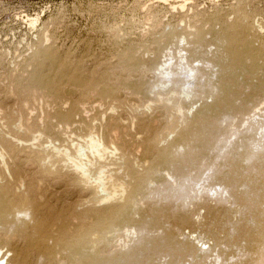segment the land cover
<instances>
[{
    "label": "rangeland",
    "instance_id": "obj_1",
    "mask_svg": "<svg viewBox=\"0 0 264 264\" xmlns=\"http://www.w3.org/2000/svg\"><path fill=\"white\" fill-rule=\"evenodd\" d=\"M257 26L264 29V0H0V129L5 132L4 138L21 140L23 144L34 143L25 134L24 126L28 123L37 128L41 136L39 142H47L44 146L53 142L59 148H68L69 143L65 139L71 137L73 132L71 138L75 139L86 137L87 129L92 132L95 130L93 133L100 136L105 145H113L118 150L117 155L100 164L109 169L108 175L114 183L123 181L132 191L136 190L135 197L139 200L129 207L128 214L134 215L133 221L148 219L152 227L161 231L160 235H156L157 240L164 242L159 255H142L136 261L131 259V263L128 259L124 260L116 242L117 233L125 225L123 216H115L111 210H105L102 204L95 205L97 197L89 188L76 184L63 162L55 164L53 168L57 178L64 183L67 180L65 184L57 181L56 175L46 177L39 165L35 162L34 165L31 158L28 160L24 150H19L17 154H12L14 158L11 154L7 156L8 169L0 171V175L3 174L0 176V212L20 221L19 227L12 231L0 228V264H167L174 259L171 257L167 260L163 254L170 246L182 243L189 244L194 250L201 248L205 252L209 251L210 257L204 260L181 258L174 260L175 264H249L259 259L260 254L256 251L264 233L256 232L255 227L260 222L264 224V216H260L264 212V191L257 193L259 198L255 203L258 209H251L243 207L239 200L225 198L220 187V180L233 172L228 171V166L241 165L243 172L246 167L239 159V155L245 154L244 150L232 154L227 163L224 160L226 155L220 156L225 146L247 147L256 155L254 160L259 155L264 156V106L255 117L249 113L250 110H245L247 106L259 105L262 103L259 101L264 99L261 72V69L264 70V36L258 35L255 30ZM218 36H230L228 43L217 40ZM198 38L200 44H195L198 51H193L188 43ZM242 41H247L248 54ZM250 59L253 61L250 62ZM164 64L168 72L173 74L168 80L156 72ZM188 69L194 72L192 79L188 78ZM206 80L209 89L198 92L196 85L204 84ZM186 82L195 85L192 92L199 101L197 108H201L210 95L222 100L235 94V101L230 102L229 108L213 110L209 118H198L196 111L181 120L179 116L172 115L170 106L179 100ZM164 83L168 88H161ZM8 87L13 90H8ZM31 89L34 90L31 92ZM135 95L140 97H133ZM160 96L168 97L171 104L167 105L163 101L159 103ZM252 97L254 102L250 104L249 99ZM38 99L45 102L40 103ZM130 105L134 106L133 109ZM48 107L51 110L49 112L46 111ZM10 114L15 115V118ZM34 116L39 118L38 123ZM233 117L236 119L232 120ZM95 119L96 123L93 122ZM3 122L6 126H3ZM207 123H216V126ZM242 123H250V127L243 128ZM173 125L176 130L182 127L176 133ZM256 127H262V134L259 131L255 135ZM169 129L175 134L167 139L172 133ZM216 132L218 136H215ZM220 134L227 138L219 137ZM156 137L157 140L168 142L158 147ZM6 139H2L3 143L0 141L4 148L8 146ZM211 140L210 151L205 152ZM168 144L188 148V152L184 149L181 153L193 157L187 162L192 161L194 168L203 159L201 164L204 168L212 163L219 166L215 178L205 184L218 192L216 197L201 192L198 195L191 194L185 200L188 193L180 191L172 199L163 195L150 199L147 197L148 192L165 181L163 173L169 170L166 167L168 160L159 156L162 148ZM197 170L196 176L201 175L202 168ZM256 173L258 169L254 168L248 176L254 178ZM150 178L153 184L148 189ZM228 178L232 180V177ZM239 180L237 185L246 183L245 178ZM85 198L88 202L83 201ZM233 223L237 225V235L231 236ZM207 224L210 229L205 234L200 225ZM23 256L26 259L20 262Z\"/></svg>",
    "mask_w": 264,
    "mask_h": 264
},
{
    "label": "bare ground",
    "instance_id": "obj_2",
    "mask_svg": "<svg viewBox=\"0 0 264 264\" xmlns=\"http://www.w3.org/2000/svg\"><path fill=\"white\" fill-rule=\"evenodd\" d=\"M239 8H241V6L239 5ZM242 9V8H241ZM249 13V11H247ZM246 12V13H247ZM247 13V14H248ZM245 14V13H244ZM205 16V15H204ZM149 17V16H148ZM250 17V15H249ZM231 18V16L229 17ZM228 19V18H227ZM32 20V19H31ZM228 21V20H227ZM262 21V20H260ZM182 22V20H181ZM263 22V21H262ZM34 24V21L32 22ZM259 24V23H257ZM256 24V25H257ZM159 25V24H157ZM156 25V26H157ZM187 25V24H186ZM255 25V26H256ZM188 27V26H187ZM258 28L255 29L256 32L258 33V35H263L264 36V29L263 27L261 26H257ZM147 28V27H146ZM158 28V26H157ZM255 28V27H254ZM150 29V28H149ZM187 29V28H186ZM238 31V30H237ZM254 31V30H253ZM252 33V32H251ZM148 34V33H146ZM256 34V33H255ZM141 35V34H140ZM143 36V35H142ZM182 37V36H181ZM228 38H230V36H228ZM228 38H224V37H219L217 38V40L221 41L222 43H228L227 40ZM264 39V38H263ZM182 40V39H181ZM184 40V39H183ZM203 41V40H202ZM179 42H181L179 40ZM178 42V43H179ZM204 42V41H203ZM264 43V42H263ZM191 47H192V50L193 51H198V48L195 47V44H200V39L198 38L196 41H193V43H188ZM242 44L244 45L245 47V53L248 54L249 50L246 48V45L247 44V41H242ZM264 45V44H263ZM264 47V46H263ZM41 48V47H40ZM165 52V51H164ZM178 52V51H177ZM117 54V53H116ZM178 54V53H176ZM145 55V54H144ZM163 55V54H162ZM184 57V56H183ZM112 59V57H111ZM165 59V58H163ZM169 59V58H168ZM167 59V60H168ZM182 60V59H181ZM184 60V59H183ZM253 60H255V58H253ZM252 59H250V62L253 61ZM179 61V60H178ZM177 61V62H178ZM169 62H170V59H169ZM168 62V63H169ZM181 62V61H179ZM167 63V62H166ZM172 63V61H171ZM183 64V63H182ZM196 64V63H195ZM194 64V66H195ZM169 65V64H168ZM172 65V64H171ZM185 65V64H184ZM167 65H163L161 66L158 70H156L157 74L159 76H161L162 78L168 80L170 76H172L173 74L171 72H168L169 69H166ZM170 66V65H169ZM180 66V65H179ZM189 66V65H188ZM17 67V66H16ZM165 67V68H164ZM111 68V67H110ZM123 68V67H122ZM181 68V66H180ZM179 68V69H180ZM16 69V68H15ZM144 69V68H143ZM157 69V68H156ZM91 70V69H90ZM124 70V69H123ZM122 70V71H123ZM147 70V69H146ZM140 71V70H139ZM186 71V70H185ZM16 72V70H15ZM145 72V70H144ZM155 72V71H154ZM183 72V71H182ZM188 78H191L193 77V70L191 69H188ZM261 72L263 74V79H264V70L261 69ZM147 73V72H146ZM179 73V72H178ZM184 73V72H183ZM14 74V73H13ZM13 74H11L13 76ZM142 74V72H141ZM25 75V74H24ZM22 75V76H24ZM154 75V74H153ZM156 75V74H155ZM11 76V77H12ZM155 77V76H154ZM160 77V78H161ZM187 77V76H186ZM157 78V77H156ZM8 79V78H7ZM129 79V78H128ZM194 81V80H193ZM52 84V82L50 83ZM208 81H204V84H197L196 85V89H198V92L199 91H202L204 89H209V85H208ZM12 87H13V84H11ZM10 85V86H11ZM103 85L99 86V87H102ZM166 83L163 84V86L161 87V85L159 84V87H161L162 89H165L166 88ZM181 86V85H180ZM11 87V88H12ZM18 87V86H17ZM98 87V88H99ZM171 87V86H170ZM182 87V86H181ZM153 88V87H152ZM168 88V86H167ZM174 88V87H173ZM182 92L180 94V97H179V100L177 102H175V104L172 106H170V110H171V113L172 115H176V116H179L182 119L184 118H187L189 117L190 115L193 114V112H196V116L198 118H201V119H206V118H209L210 115L213 113V110H216V109H219V111L221 110H224L225 108H229L230 107V102L233 100V102L235 101V94H230L228 96H226L224 99L222 100H219L218 99H215L213 98L212 95H210L206 101L202 104L201 108H197V104L199 103V101L196 100V95L195 93L193 94L192 91H194V88H195V85H193L191 82H186V84L182 87ZM7 89V88H6ZM153 89H156V88H153ZM152 89V90H153ZM206 89V90H207ZM8 90H13V89H9L8 87ZM34 89H31V92L33 91ZM158 90V89H157ZM16 91V90H15ZM125 91V90H124ZM151 91V90H150ZM155 91V90H154ZM159 91H160V88H159ZM10 92V91H9ZM45 92V91H44ZM40 94V92H38ZM112 93V92H111ZM124 93V92H123ZM126 93V91H125ZM128 93V92H127ZM154 93V92H153ZM173 93V92H172ZM28 94V93H27ZM38 94V95H39ZM93 94V93H92ZM151 94V93H150ZM149 94V95H150ZM170 94V93H169ZM168 94V95H169ZM176 94V93H175ZM9 95V94H8ZM12 95V93H11ZM36 96V94H33V96ZM90 95V94H89ZM94 96H96L95 94H93ZM152 95V94H151ZM150 95V96H151ZM5 96V95H4ZM3 96V97H4ZM16 96V95H15ZM14 96V97H15ZM22 96V95H21ZM33 96L31 97V99L34 101L35 98L33 99ZM34 96V97H35ZM91 96V95H90ZM156 96V95H155ZM166 96V94H165ZM162 97L160 96L159 97V103L160 102H164L165 104L169 105L171 104V101L168 99V97ZM173 96H174V93H173ZM12 97V96H11ZM13 97V100L15 99ZM24 97V96H23ZM133 97H140V96H133ZM178 97V96H176ZM29 98V97H28ZM98 98V97H96ZM170 98L172 99V97L170 96ZM30 99V98H29ZM30 99V100H31ZM137 99V98H135ZM28 100V99H27ZM39 100V99H38ZM76 100V99H75ZM174 100V99H173ZM210 100V103L209 101ZM17 101V100H16ZM15 101V102H16ZM32 101V102H33ZM40 101V100H39ZM43 101V100H41ZM40 101V103H42ZM49 101V100H48ZM107 101V100H106ZM139 101V100H138ZM22 102H25V101H22ZM45 101H43L44 103ZM100 102V101H98ZM249 102L250 104H253L254 102V97H252V99H249ZM259 102H262L260 103L259 105H257L258 103L254 104V105H251V106H247L245 108V110H250L249 113H251L253 115V117H255V115L261 111V107L264 106V99H261ZM35 103V102H34ZM38 103V102H36ZM40 103L38 105H40ZM126 103V102H125ZM157 103V102H156ZM156 103H154L156 105ZM238 103V102H237ZM23 104V103H22ZM47 104V103H46ZM97 104V102H96ZM100 104V103H99ZM113 104V102H112ZM133 103H131L132 105ZM150 104V103H149ZM152 104V103H151ZM150 104V105H151ZM158 104V103H157ZM15 105V104H14ZM33 105V104H32ZM67 105V104H66ZM83 105V104H82ZM94 105V104H93ZM117 105H120L117 103ZM128 105V104H127ZM130 105V108L133 109V107H131ZM136 105V104H135ZM142 105V104H141ZM150 105H147L146 107L147 108H150ZM22 106V105H21ZM24 106V105H23ZM22 106V107H23ZM27 106V104H26ZM41 106V105H40ZM47 106H49L47 104ZM81 106V105H80ZM102 106V105H101ZM114 106H116L114 104ZM121 106V105H120ZM17 106L15 105V108ZM31 107V106H30ZM36 107V106H35ZM39 107V106H38ZM37 107V108H38ZM63 107V106H62ZM83 107V106H81ZM80 107V108H81ZM95 107V106H94ZM107 107V106H106ZM124 107V106H123ZM144 107V106H143ZM168 107V106H167ZM14 108V106H13ZM28 108V107H27ZM44 108H45V105H44ZM43 108V109H44ZM49 108V107H48ZM86 108V107H85ZM93 108V107H91ZM97 108V106L95 107ZM99 108V107H98ZM113 109L112 107H109V109ZM8 109V108H7ZM23 109V108H22ZM35 110V108H32ZM100 109H103L102 107H100ZM108 109L109 113H110V110ZM138 109V108H136ZM29 109H27L28 111ZM38 110V109H37ZM42 110V109H41ZM40 110V112H41ZM51 111L50 108L49 109H46V111ZM84 110V109H83ZM93 110V109H92ZM99 110V109H98ZM128 110V109H127ZM140 110V108H139ZM143 110V108H142ZM152 110V109H151ZM1 111V110H0ZM13 111V110H12ZM16 111V110H15ZM26 111V110H25ZM48 111V112H49ZM138 111V110H137ZM148 112V110H146ZM4 112V110H3ZM3 112L1 114H3ZM14 112V111H13ZM18 112V110H17ZM30 112V111H28ZM36 112V111H35ZM46 112V117H47V113ZM93 112V111H92ZM90 112V113H92ZM103 112V111H102ZM146 112V113H147ZM7 113V112H6ZM85 113V112H84ZM130 113V112H129ZM165 113V112H163ZM14 114V113H12ZM18 114V113H17ZM25 114V113H23ZM28 114V113H27ZM42 114V113H41ZM89 114V113H88ZM123 114L124 116H126V114L124 113L123 111ZM166 114V113H165ZM250 114V116H251ZM264 114V112H263ZM9 115V114H8ZM11 115V114H10ZM21 115V114H20ZM102 115V114H101ZM104 115V114H103ZM113 115V114H112ZM171 114L168 113L167 116H169ZM13 116V115H11ZM15 116V115H14ZM13 116V119L15 118ZM31 116V115H29ZM36 116V115H35ZM34 116V117H35ZM84 116V115H83ZM87 116V115H85ZM175 116V117H176ZM5 117V116H4ZM33 117V116H32ZM40 117V115H39ZM101 117V116H100ZM117 117V116H116ZM120 118V116H118ZM133 117V116H132ZM140 117V116H139ZM149 117V116H148ZM164 117V116H163ZM170 117V116H169ZM6 118V117H5ZM20 117H18V120H19ZM28 118V117H26ZM25 118V119H26ZM36 118V117H35ZM42 118V117H41ZM103 118V116H102ZM172 118V117H171ZM179 118V120H180ZM11 119V117H10ZM39 119V118H36V120ZM43 119V118H42ZM48 118H46L47 120ZM87 119V118H85ZM94 119V118H93ZM127 118H125L126 120ZM129 119V117H128ZM169 119V118H168ZM175 118H173L172 120H174ZM236 119V117H233L232 120ZM9 120V119H8ZM35 120V121H36ZM45 120V121H46ZM101 120V119H100ZM121 120V119H119ZM171 120V119H170ZM180 120V122H182ZM254 120V119H253ZM252 120V121H253ZM2 121V120H1ZM0 121V122H1ZM14 121V120H13ZM22 120L20 119V123L19 125H21V122ZM30 121L32 122V120L30 119ZM40 121V120H39ZM44 121V122H45ZM54 121V120H53ZM87 121V120H86ZM96 119L93 121L94 123ZM103 121V119H102ZM118 121V120H117ZM122 121V120H121ZM155 121V120H154ZM169 121V120H168ZM6 122V121H5ZM8 122V121H7ZM34 122V121H33ZM42 122V121H41ZM111 122V121H110ZM120 122V121H119ZM123 122V121H122ZM126 123V121H124ZM129 122H132L129 121ZM156 122V121H155ZM154 122V124H156ZM164 122V120L162 121ZM172 122V121H170ZM179 122V121H177ZM187 122V120H186ZM245 122V121H244ZM4 123V122H3ZM18 123V122H16ZM15 123V124H16ZM26 123V121H25ZM30 123V122H29ZM37 123H38V120H37ZM104 123V122H103ZM121 123V122H120ZM185 123V122H184ZM12 124V122L10 123V125ZM27 124V125H26ZM24 127L25 129V134L28 135V137L30 136L32 138V141H34V143L32 144H26L24 142L21 143V140H16V139H11V138H7L6 137L4 138V135L5 132H3V130L0 129V141L2 139H6L7 140V144L8 146L6 148H4L1 143H0V171L2 172H5L8 168H7V162H6V159H7V156L11 154V156L13 157L12 154H17V152L19 150H24L28 157V158H31L33 160V164L34 162L39 165L38 167L41 168V171H42V174H44L46 177H52L53 175H56L55 174V171H54V165L55 164H58L60 162H63L64 165H66L68 167V171L70 172L71 174V177L74 178L76 184L81 185V186H84L86 188H89L91 192H93L97 198L96 199V203L97 204H102L104 205L105 207V210H111L113 212V214L116 216V214L118 215H122V219L123 220V228L120 232H118V239L116 240V242L118 243V247H119V252H121L122 254V257L124 260L128 261L130 260V263H131V259L132 261H136V258H138L139 256H142V255H151L153 253H157L158 255L160 254V247L163 245V240H157L156 238V235H160L161 231L160 230H157L156 227H152L149 220L148 219H139L138 218L137 220L133 221V217L131 215L128 214V210H129V207L133 206L135 204L136 201H138L139 199H136L135 195H136V190L132 191L131 188H129V186H127L123 181H118L117 183H114L113 180H112V177L110 175H108L109 172H107V170L109 169H106V167L104 165H101L100 163L103 162L104 160H106L107 158H112L113 156L117 155V148L113 145H105L103 143V141L101 140V138H99L100 136H97L95 135L93 132L95 131H90L89 129L88 132H87V135L86 137H75V139L71 138L74 134H72L71 137L68 136L67 139H65V141L67 140L69 145H68V148H59L58 146H55L54 143H48L47 146H44L46 143L44 144H41L39 141H40V134L38 133V131L36 130L37 128H35L33 125H30L28 123H26ZM44 123H42V126H43ZM99 124V123H98ZM122 124V123H121ZM127 124V123H126ZM125 124V125H126ZM153 124V125H154ZM176 124V123H175ZM178 124V123H177ZM208 124V123H207ZM213 126L215 125L216 126V123H212ZM211 123L208 124V125H212ZM252 124V123H251ZM2 125V124H1ZM0 125V126H1ZM9 125V127H10ZM17 124L16 127L19 126ZM147 125V124H146ZM167 125H170L167 124ZM183 125V124H182ZM3 126H6L5 123L3 124ZM40 126V125H39ZM59 126V125H58ZM80 126V125H78ZM84 126V125H83ZM132 126V124H131ZM130 126V127H131ZM174 126V125H173ZM179 126V124L177 125ZM184 126V125H183ZM250 127V123H242V126L243 128L245 127ZM255 125L251 126V127H254ZM7 127V128H9ZM12 127H15V126H12ZM11 127V129H12ZM23 127V126H22ZM20 127V128H22ZM60 127V126H59ZM66 127V126H65ZM74 127V126H73ZM85 127V126H84ZM100 127V125H99ZM165 127V126H164ZM176 126H174L175 128ZM182 126L178 127L181 128ZM69 128V127H67ZM92 129H94L93 125L91 127ZM116 128V127H115ZM57 129V128H56ZM91 129V130H92ZM114 129V128H113ZM127 129V128H126ZM130 129V128H129ZM177 129V130H178ZM6 130V128H5ZM16 130V128H15ZM19 130V127L18 129ZM41 130V129H40ZM60 130V129H59ZM100 130V129H99ZM116 130V129H114ZM112 131L113 133L117 132V131ZM177 130L175 128V130L173 131H176L177 133ZM8 131V130H7ZM10 131V130H9ZM123 130H121L122 132ZM161 131V129H160ZM166 131V130H165ZM173 131H171L169 129V132H172L170 133L168 136H167V139H169V136L175 134V132L173 133ZM261 132L262 134V127H256V133L255 135H257L258 132ZM19 132V131H18ZM24 132V131H23ZM65 132V131H64ZM111 132H110V135H111ZM126 132V130H125ZM164 132V131H163ZM4 133V134H3ZM10 133V132H9ZM14 133V132H13ZM22 133V132H21ZM103 133V132H102ZM106 133V132H105ZM112 133V134H113ZM118 133V132H117ZM162 133V132H161ZM166 135L168 134V131L165 132ZM194 133V132H193ZM7 134V132H6ZM64 134V133H63ZM70 134V135H71ZM78 134V133H77ZM17 135V134H15ZM42 135V134H41ZM65 135V134H64ZM114 135V134H113ZM112 135V136H113ZM118 136V134H116ZM156 135V134H155ZM158 135V134H157ZM156 135V136H157ZM194 135V134H193ZM233 136L236 135V132L232 134ZM44 136V135H43ZM78 136V135H77ZM107 136H108V133H107ZM120 136V135H119ZM137 136V135H136ZM140 136V135H139ZM161 136V135H160ZM215 136H218L217 135V132L215 134ZM231 136V137H233ZM19 137V136H18ZM103 137V136H102ZM219 137H226L225 135H222L220 134ZM31 138H29L31 140ZM125 138V136H124ZM227 138V137H226ZM44 139H49V138H44ZM109 139V138H108ZM118 139V138H117ZM116 139V140H117ZM127 139V138H126ZM136 139V138H135ZM138 139V138H137ZM26 140V138H25ZM53 140V139H52ZM111 140V139H109ZM114 140V141H116ZM31 141V142H32ZM47 141V140H46ZM50 141V140H49ZM55 141V140H53ZM65 141H63L62 143H65ZM66 141V143H67ZM118 141V140H117ZM120 141V140H119ZM118 141V142H119ZM139 141V140H138ZM142 141V140H140ZM156 141L158 142V147H161V146H165V144L168 142V140H163V139H158L157 140V137H156ZM212 141L211 142L209 141V143L207 144V150L205 152H208L210 151V147H211V144H212ZM30 142V143H31ZM58 143V141H55V143ZM109 142V141H108ZM2 143H3V140H2ZM6 143V142H5ZM29 143V142H27ZM111 143V142H110ZM156 143V142H155ZM112 144V143H111ZM63 145V144H62ZM152 145V144H151ZM133 148H135L133 145H132ZM138 148V147H137ZM247 147H237V145H231L229 144L228 146H225L221 153H220V156H222L223 154L226 155V158H224V160L226 159V162L228 163V161H230V158L232 154H237L238 151H241V150H244V153L242 156L239 155V159L242 160L244 163H245V172H243V167L238 164H235V166H228V171H233L232 173L230 172L226 177L224 176L220 181L222 182V184L220 185V187L223 189L222 192H223V195H225L226 197L225 198H228L230 200H239L242 202L243 204V207H248V208H253V209H258L257 208V204L255 203V201H257V199L259 198L258 194L260 193V191H264V165H263V161H264V156L262 155H259L258 159L254 160L256 158V155L253 154L252 151H249L248 149H246ZM255 148V147H253ZM121 149V148H120ZM132 149V148H131ZM186 150L187 152L189 151L188 148L184 147L183 145H179L178 147L176 146H171V144H168L166 147H163L162 150L160 151V156L159 157H162L165 161L168 160V162L166 163V167L169 168V170L165 171L163 173L164 177H165V181L163 184L161 185H158L157 187H155L152 191L148 192V198L150 199V197H158L159 195H163V197H166V198H171L176 194V192L180 191L181 193H188V195H186V199L190 198L193 194V195H198L200 194L201 192H205L207 194H210L211 196L212 195H217L218 192H214L213 189L211 187H207L205 186V184L208 182L209 179L213 180L215 178V172L218 170L219 166L217 167L215 165V163H212L210 164L208 167L204 168V166L201 164L202 162H204L205 159H203L199 165H197L196 168H194L192 166V158L193 157H189L188 155L187 156H183L182 155V151L183 150ZM124 150V149H123ZM138 150V149H137ZM133 151V150H132ZM137 152V151H136ZM23 155H24V152H22ZM120 153V152H119ZM125 153V152H124ZM135 153V152H134ZM19 154V153H18ZM21 154V153H20ZM19 154V155H20ZM138 154V152H137ZM19 155H16V156H19ZM121 155V154H120ZM21 156V155H20ZM25 156V155H24ZM23 156V157H24ZM130 157V156H129ZM14 158V157H13ZM16 158V157H15ZM18 158V157H17ZM21 158V157H20ZM126 158V157H125ZM191 159L190 161L191 162H187L188 160L187 159ZM9 159V158H8ZM217 159V158H216ZM13 160V159H12ZM29 160V159H28ZM119 160V158H118ZM123 160V158H122ZM125 160L128 161V159L126 158ZM10 162H12L11 160H9ZM19 161V160H18ZM27 161V160H25ZM24 161V162H25ZM113 161V160H112ZM116 161V160H115ZM9 162V163H10ZM145 165V163H143ZM35 165V164H34ZM60 165V164H59ZM63 165V167H64ZM122 165V164H121ZM130 165V164H129ZM136 165V164H135ZM133 165V166H135ZM138 166V165H137ZM143 166V165H142ZM147 166V165H146ZM14 167V166H13ZM23 167V166H22ZM33 167V166H32ZM113 167V166H110V168ZM124 167V166H123ZM141 167V166H140ZM145 167V166H144ZM149 167V165H148ZM12 168V167H11ZM115 168V167H114ZM122 168V167H121ZM134 168V167H133ZM139 168V166L137 167ZM146 168V167H145ZM197 168H202V174L199 175V176H196V172H198ZM226 168V167H224ZM254 168H257L258 169V173H256V176L254 178H251V176H248L249 173L252 172V170H254ZM113 169V168H112ZM120 169V168H119ZM158 169V167H157ZM127 170V168L125 169ZM138 170V169H137ZM140 170V169H139ZM149 170H150V167H149ZM22 171V170H21ZM31 171V170H30ZM40 171V172H41ZM64 171V170H63ZM93 171V172H92ZM119 171V170H118ZM141 171V170H140ZM16 172V171H15ZM34 172V170H33ZM39 172V171H38ZM39 172V173H40ZM120 172V171H119ZM146 172V171H145ZM157 172V171H156ZM32 173V172H31ZM61 173V172H60ZM68 173V172H66ZM116 173V172H115ZM125 173V172H124ZM154 173V172H152ZM195 173V174H193ZM8 174V173H7ZM18 174V173H17ZM42 174H40L42 176ZM3 175V174H1ZM0 175V176H1ZM19 175V174H18ZM24 175V174H23ZM39 175V174H38ZM43 175V176H44ZM11 176V175H9ZM34 176V175H33ZM58 175H56V179L57 181H62L59 177L57 178ZM61 178L63 179L62 175H60ZM121 176V175H120ZM232 177V180L228 177ZM2 177V176H1ZM4 177V176H3ZM18 177V176H17ZM66 176H64L65 178ZM19 178V177H18ZM17 178V179H18ZM48 178V179H49ZM67 178V177H66ZM65 178V179H66ZM126 178V176H125ZM240 178H245L246 180V183L245 184H242L240 183L239 185H237L238 182H240ZM35 179V178H34ZM124 179V177L122 178ZM127 179V178H126ZM1 180V179H0ZM10 181V179H8ZM50 180V179H49ZM125 180V179H124ZM136 180V179H135ZM55 181V179H54ZM138 181V180H137ZM11 183H13L12 181H10ZM18 182V181H17ZM22 182V181H20ZM45 182V181H44ZM50 182V181H48ZM52 182V181H51ZM63 182V181H62ZM67 182V180H65V183ZM131 182V181H130ZM64 183V182H63ZM62 183V184H63ZM64 183V184H65ZM72 183V182H70ZM45 184H47L45 182ZM63 184V185H64ZM69 184V183H68ZM152 184H153V180L150 178L148 179V183H147V187L148 189L152 187ZM9 185V184H8ZM17 185V184H16ZM61 185V184H60ZM72 185V184H70ZM75 185V183H74ZM18 186V185H17ZM27 186V185H26ZM38 186V185H37ZM40 186V185H39ZM112 186V189H110V187ZM31 187V186H30ZM53 187V186H51ZM17 188V187H16ZM38 188V187H37ZM58 188V186H57ZM69 188V187H68ZM14 189V188H13ZM52 189V188H51ZM67 189V188H66ZM70 189V188H69ZM74 189V187H73ZM84 189V188H83ZM146 189V188H145ZM54 190V189H53ZM57 190V189H56ZM65 190V189H64ZM79 190V189H78ZM37 191V190H36ZM48 191V189H47ZM55 191V190H54ZM69 191V190H68ZM71 191V190H70ZM16 192V191H15ZM14 192V193H15ZM59 192V190H58ZM81 192H84V191H81ZM42 193V192H40ZM49 193V192H48ZM76 194V192H73ZM258 193V194H257ZM21 194V193H19ZM60 194V193H59ZM72 193H70L71 195ZM80 194V193H78ZM87 194V192H86ZM255 194H257V197H255ZM16 195V193H15ZM25 196V194H23ZM50 195V193H49ZM57 195V194H55ZM144 195V194H143ZM191 195V196H190ZM18 196V195H17ZM16 196V197H17ZM53 196V195H52ZM77 196L76 195V199L77 200ZM84 195H81V197H83ZM86 196V195H85ZM84 196V197H85ZM208 196V195H207ZM21 197V196H19ZM54 197V196H53ZM138 197V196H137ZM141 197V196H140ZM139 197V198H140ZM146 197V198H147ZM162 197V196H161ZM218 197V196H217ZM255 197L256 199L252 200V198ZM18 198V197H17ZM38 198H42V197H38ZM88 199V197H86ZM85 198V200L83 201H87V199ZM91 198V197H90ZM144 198V196H143ZM145 198V199H146ZM153 198V199H155ZM195 198V197H193ZM192 198V200H193ZM152 199V198H151ZM163 199V198H162ZM24 200V198H23ZM39 200V199H38ZM66 200V199H65ZM93 200V199H92ZM147 200V199H146ZM145 200V201H146ZM177 200V199H176ZM58 201V200H57ZM72 201V200H71ZM89 201V199H88ZM87 201V202H88ZM95 201V200H94ZM172 201V200H171ZM21 202V201H20ZM26 202V201H25ZM151 202V201H149ZM175 202V201H174ZM83 203V202H82ZM85 203V202H84ZM91 203V201H90ZM141 203V202H140ZM26 204V203H25ZM44 204V202H43ZM79 204V202H78ZM81 204V203H80ZM180 204V203H179ZM184 204H185V201H184ZM22 205V204H21ZM62 205V203H61ZM60 205V206H61ZM83 205V204H81ZM86 205V204H85ZM89 204H87L88 206ZM94 205V206H95ZM25 206V205H24ZM68 206V205H67ZM90 206V205H89ZM185 206V205H183ZM23 207V206H22ZM21 207V208H22ZM83 207V206H82ZM85 207V206H84ZM93 207V206H92ZM96 207V206H95ZM77 208V207H76ZM66 209V208H65ZM60 210V209H59ZM78 210V209H77ZM104 211V210H103ZM59 212V211H58ZM181 212V211H180ZM47 214V213H46ZM260 216H264V212L263 213H260ZM151 217V216H150ZM171 217V216H170ZM3 219V220H2ZM194 219V218H193ZM199 219V218H198ZM19 220L18 218H14V217H10L6 214H3L0 212V228H4L6 231H12L13 229H15L16 227H19ZM234 226H233V229L231 230V236L233 235H237V225L235 223H233ZM258 226H256V232L257 231H261L264 233V224L262 225V223L260 222L259 224H257ZM22 227V226H21ZM158 228V227H157ZM200 228L202 230H204L205 234H207L208 232V229H210V225L207 224V225H200ZM54 229V228H53ZM45 230V229H44ZM83 230V229H82ZM116 230V229H115ZM175 231V229H174ZM41 232V231H40ZM115 232V231H114ZM176 232V231H175ZM108 234V233H107ZM113 234V233H112ZM8 235V234H7ZM53 235V234H52ZM78 236V235H77ZM76 236V237H77ZM92 236V235H91ZM95 236V234H94ZM107 236V235H106ZM117 236V235H116ZM7 237V236H6ZM249 237H251V235H249ZM262 240L261 242L259 243L258 245V248H257V251L256 253L260 254V258L257 259L256 261H251L249 262V264H264V234L262 235ZM117 238V237H116ZM7 239V238H6ZM22 239V238H21ZM198 239V238H197ZM15 240V239H14ZM94 240V239H93ZM15 242V241H14ZM20 242V241H19ZM93 242V241H92ZM24 243V242H23ZM98 244V243H97ZM17 246L19 245L16 244ZM21 246V245H20ZM23 246V245H22ZM114 246V245H113ZM117 247V246H116ZM115 247V249H116ZM117 247V248H118ZM19 249V248H18ZM113 251V250H111ZM8 253V252H7ZM198 253H200V255H197ZM12 254V252L10 253ZM32 255V254H31ZM108 256V255H107ZM24 257V256H23ZM21 257L20 258V262H24L25 261V257L23 258ZM32 257V256H31ZM173 258L174 260H177V259H181V258H189V259H194V258H197V259H200V260H204V259H208L210 257V252L207 251H203L201 248H197V249H193L189 244H186V243H182V244H178V245H175L174 247H169L168 251L166 253L163 254V258L165 259H169V258ZM30 258V257H29ZM34 258V256H33ZM77 258V257H76ZM40 260V259H39ZM171 261V262H167V264H175V262ZM2 260H0V263H1ZM30 262V260H28ZM138 262V261H137ZM61 264H63L61 262ZM136 264V263H135Z\"/></svg>",
    "mask_w": 264,
    "mask_h": 264
}]
</instances>
